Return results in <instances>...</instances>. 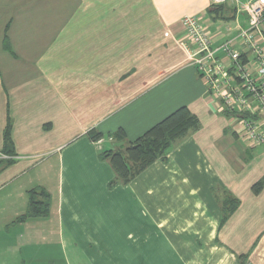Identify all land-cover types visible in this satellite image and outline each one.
Wrapping results in <instances>:
<instances>
[{"label": "crops", "instance_id": "1", "mask_svg": "<svg viewBox=\"0 0 264 264\" xmlns=\"http://www.w3.org/2000/svg\"><path fill=\"white\" fill-rule=\"evenodd\" d=\"M242 3L210 12L211 0H0V239L19 242V264H264V185L253 189L264 142L239 136L181 43L187 15L202 17L214 47L234 40L248 26ZM139 48L163 50L158 79L108 73V63L137 65ZM182 106L198 128L120 182L102 151L124 150ZM8 120L13 156L3 152ZM120 129L126 140L112 137ZM35 188L50 194L49 215L14 223Z\"/></svg>", "mask_w": 264, "mask_h": 264}, {"label": "built area", "instance_id": "2", "mask_svg": "<svg viewBox=\"0 0 264 264\" xmlns=\"http://www.w3.org/2000/svg\"><path fill=\"white\" fill-rule=\"evenodd\" d=\"M241 1L211 0V3L218 6ZM242 5L248 15V26L234 40L214 47L202 17L187 15L182 19L186 32L181 43L197 74L206 80L214 105L233 114L239 121V136L255 146L264 142V0H247ZM237 42L246 48L245 53L236 48ZM224 58H229V62Z\"/></svg>", "mask_w": 264, "mask_h": 264}, {"label": "trees", "instance_id": "3", "mask_svg": "<svg viewBox=\"0 0 264 264\" xmlns=\"http://www.w3.org/2000/svg\"><path fill=\"white\" fill-rule=\"evenodd\" d=\"M227 4L214 6L210 9L219 10L225 8ZM230 10H233L232 8ZM234 11V10H233ZM4 47L6 50L13 53L9 39L5 35ZM233 116V114H228ZM236 115V114H234ZM241 116L243 114H240ZM199 126L198 117L189 109L188 106H182L162 121L154 125L147 132L141 135L134 141H127V147L122 151L106 150L102 151V157L109 160L112 169L114 170L117 179L127 184L136 178L142 171L153 164L155 161L162 159L166 160V156L174 147L175 143L185 138L189 133L197 129ZM90 137L97 141L103 137V134L97 130L90 132ZM115 139L126 140V135L122 129L112 135ZM3 152L10 156L15 155L14 144L11 137V121L4 131V147ZM9 161L0 160V170ZM264 182H259L254 185L253 189L258 193L263 187ZM29 204L27 211L16 219L14 223H23L28 218L44 217L50 213V194L42 189L35 188L29 191ZM238 200H226L224 203V217L222 221L236 209ZM245 256H240L242 263L246 264Z\"/></svg>", "mask_w": 264, "mask_h": 264}, {"label": "rangeland", "instance_id": "4", "mask_svg": "<svg viewBox=\"0 0 264 264\" xmlns=\"http://www.w3.org/2000/svg\"><path fill=\"white\" fill-rule=\"evenodd\" d=\"M185 27H184V34H185ZM141 46V42L139 44ZM168 50V49H166ZM172 51L168 50V52ZM138 61L137 65H131V64H112L108 63L107 66V71L109 72H114L116 66L122 69V73L127 74L132 68L133 70H137L139 76H156V79L159 77V73L163 71V68H166V64L163 63V60L165 61V58L162 54L163 50L161 49H152L151 52L147 53L148 50L139 48L138 49ZM147 59H150L148 61ZM125 60V59H124ZM110 61V60H108ZM166 62V61H165ZM168 66V65H167ZM123 75V76H124ZM15 243V242H14ZM19 242H16L14 247H9L10 243L7 244L6 240L0 239V262L4 264H10L9 258L13 261V263L18 262V255H19V250L21 251V247L18 244ZM19 264V262L17 263Z\"/></svg>", "mask_w": 264, "mask_h": 264}, {"label": "water", "instance_id": "5", "mask_svg": "<svg viewBox=\"0 0 264 264\" xmlns=\"http://www.w3.org/2000/svg\"><path fill=\"white\" fill-rule=\"evenodd\" d=\"M238 116H241L240 114H237Z\"/></svg>", "mask_w": 264, "mask_h": 264}]
</instances>
